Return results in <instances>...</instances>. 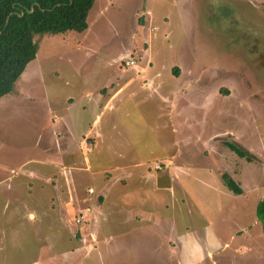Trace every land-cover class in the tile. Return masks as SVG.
<instances>
[{
	"label": "rangeland",
	"instance_id": "obj_1",
	"mask_svg": "<svg viewBox=\"0 0 264 264\" xmlns=\"http://www.w3.org/2000/svg\"><path fill=\"white\" fill-rule=\"evenodd\" d=\"M231 1L213 0L209 16L225 33L204 28V0H95L86 31L38 38L36 57L15 84L17 96L0 100V167L47 158L41 146L50 143V108L55 112L68 96L75 97L76 111L69 122L81 133L94 108L85 113L75 106L83 104L85 94L95 97L111 83L123 85L128 77L122 65L135 71L134 82L97 121L109 145L88 154L76 139L77 152L69 155L81 163L82 154L89 155L91 168L125 162L150 171L119 186L122 206L144 216L121 221L107 207L102 224L108 214L109 239L102 244L101 237L93 241L96 220L87 201L99 180L92 187L86 184L90 174H80L83 185L65 184L73 196L64 208L68 225L61 231V215L48 216L41 233L48 254L38 264H264V224L255 217L264 196V3L246 5L245 21L236 23ZM124 58L134 64L126 67ZM152 63L166 67L154 91L140 87L151 78L152 72H145ZM139 171L143 168L133 170ZM224 173L241 187V195L223 186ZM54 174L60 180L70 176ZM168 187L171 194L164 192ZM86 208L91 216L76 224ZM12 214L0 211L7 240ZM17 224L16 245L10 249L5 242L0 261L10 257L11 264H27L40 234Z\"/></svg>",
	"mask_w": 264,
	"mask_h": 264
},
{
	"label": "crops",
	"instance_id": "obj_2",
	"mask_svg": "<svg viewBox=\"0 0 264 264\" xmlns=\"http://www.w3.org/2000/svg\"><path fill=\"white\" fill-rule=\"evenodd\" d=\"M192 1H196L197 3L199 0ZM223 1L225 2L228 0ZM233 1H231L230 6L233 10H235L237 17L235 20L236 23L238 19L240 20V18L242 19V21L240 20V23H243L245 21L244 16L246 15V13H244V11L247 7L246 5L256 6L258 4L261 6V4L264 3V0ZM213 3V0H204L203 4L200 6L204 8V12L202 13L203 24L205 25L204 28L207 29V31L210 29V32L215 31L217 32V34L223 32L225 33V27H220L217 23L213 22V20L209 22V16L212 12L211 7ZM149 14L151 16H154L152 11H149ZM163 18H166V15H164ZM163 18L161 19V21L167 22V20ZM208 26L210 27L209 29ZM122 61H124L125 63L129 60L124 58L123 60H121V62ZM165 68L166 67L163 65L160 67H156L152 63L151 66H149L148 70H146L145 72L146 75L149 72H152L151 78L147 79V83L142 81L140 87L144 89L150 87V89L154 91L157 88L155 83L157 81H161L163 72L166 71ZM120 69H122V71L128 77L123 85L115 88L114 86L116 85H113V83H111L109 85V89H107L106 91L104 89L108 86L99 89V95L95 97H92L90 94H85L84 97L86 99L85 101H83V104H81L79 108L75 106L77 110L79 109L81 111H84L85 113L89 109L91 110L92 108H94L93 120H91V123H88V126H84V129L81 133L80 129L78 131L74 130V125L72 127L71 122H69L72 117L76 115V111L74 112L75 109H72L74 107L72 104L75 100V97L68 96L64 100L63 104L60 103V105L62 106L60 108H57L55 112H53L52 106V108H50L52 113V116L50 118L51 123L48 129V141L50 143H48V145L44 144L42 146L40 143L41 149H43V152L47 158L45 159L43 157L42 159L38 160H28L22 163L18 168L8 169L0 167V201L4 200L3 203L0 202V211L6 212L7 210H10V214L11 212L14 213L12 214L14 219L11 218L10 222L8 223L10 225L7 229L9 241L5 239V232H3V226H1L0 224V256L4 254L3 252L7 248L13 249V247H15L17 238L19 237V228L21 226L17 224V222L20 221L21 224H23L22 226L26 227L29 225L30 228L35 229L37 236H39L40 234V237L36 241L35 257L34 259L29 260L27 264L40 263L42 256L45 257L48 254V252L46 251L48 250V239L43 234H41L44 231L45 227H48V216L58 213L59 215H61V224L59 226L61 228V231L63 230L64 225H68L67 218L65 217L67 212H64V208L65 205L69 202V198L73 199V196L72 194H68L69 189H66L65 184L70 183L73 188L80 187V185H83L84 183L81 182L82 177L80 176V174H90L89 176L92 179L87 180L86 184L92 187L94 180H99L95 189L89 188L93 191L95 190L94 192L97 197L94 196L95 194L93 193V191L92 193H90L92 195L87 197V201L88 203H90L88 204V206H90L93 211V219L96 220V228L94 231L95 233L93 241L101 237L99 240L100 244H102V240L109 239L107 237L110 229L108 214H106V225L102 224L105 218L104 212L106 211L107 207H109L110 209L109 212L121 221L125 220L129 222V220H134L135 222L137 220H141V218L144 216V214H141L140 210L138 209L127 210L122 206L124 190L119 187L120 185H126V183L129 182L130 178L133 177L134 174H139L143 178H146L147 175L149 176V174H147V172H150L148 171V168L147 171L144 172V170L146 169V167H144V164L142 166H140V164H137L136 166H130L128 163L126 164L125 162H121L115 166L110 164L109 166L100 165L96 168H91V160L89 155L86 158L85 155L82 154V163L74 161V159H71V156L69 155L77 152L76 150L78 149V147L79 150H82L84 153L89 154L94 151H103V146L101 144H107L105 146L109 145L105 138H103L101 131L97 128V121L100 119L101 113L104 110H110L111 105L114 103V101L117 100V97H119L120 94L124 92L126 86L128 87L131 83L134 82V76H136L134 74L135 71H131L130 69L127 70L122 65H120ZM154 69L156 70V72H154ZM176 70L177 69H175L174 71ZM146 75L145 78H147ZM15 96H17V94L16 90L14 89L13 96L10 97L9 102L13 100V97ZM70 99H73L72 101H70L71 104L67 103V101H69ZM163 100H165V98H163ZM71 109L73 110V112L71 111ZM80 114H78V117ZM94 125L96 127V130H94L93 128ZM44 133L45 132H38L36 133V135H42V137H44ZM76 139V145L78 147H74ZM106 151H112V149L108 147ZM109 162L110 161H107L105 163ZM29 165L31 167L27 168V166ZM141 168H143V171H139L136 173L133 172V170ZM161 168L159 170H161ZM55 170L59 171V173L65 172L70 176L61 175V178L63 180H60L59 178L55 177ZM6 171L8 174H4ZM105 174L107 175L106 179L102 177ZM155 174L158 176L157 173ZM90 177H88V179ZM59 184H61V186L56 187ZM171 191V187H168L167 189L164 188V192L166 193L171 194ZM78 192L79 194L81 193V191ZM48 193H50V197ZM125 197H127V195ZM95 198H98L99 201H103L100 206L96 203V200H94ZM75 204H77V202ZM75 206L76 205H74V208ZM89 212L87 217L90 215ZM123 213L125 215H123ZM124 217L126 218L124 219ZM24 241L26 242V240ZM5 242H7L8 244L7 248H5ZM9 244L12 245L10 246ZM8 255H13V250L12 252H9ZM3 257L6 258L7 256L4 255ZM0 264H11L10 257H8L7 260L0 261Z\"/></svg>",
	"mask_w": 264,
	"mask_h": 264
},
{
	"label": "trees",
	"instance_id": "obj_3",
	"mask_svg": "<svg viewBox=\"0 0 264 264\" xmlns=\"http://www.w3.org/2000/svg\"><path fill=\"white\" fill-rule=\"evenodd\" d=\"M94 2L0 0V99L14 92L16 82L35 59L38 38L67 32L83 33L88 28L87 16ZM234 151L237 156L245 157L243 151ZM221 182L233 194H242L241 187L228 174H222ZM255 217L264 224V196L256 204Z\"/></svg>",
	"mask_w": 264,
	"mask_h": 264
},
{
	"label": "built area",
	"instance_id": "obj_4",
	"mask_svg": "<svg viewBox=\"0 0 264 264\" xmlns=\"http://www.w3.org/2000/svg\"><path fill=\"white\" fill-rule=\"evenodd\" d=\"M133 64H134L133 61H126L125 62L126 66L133 65ZM89 192L92 193V190H90ZM88 212H89L88 209L82 210L75 220L76 224H81L82 222H84L85 219L87 218Z\"/></svg>",
	"mask_w": 264,
	"mask_h": 264
},
{
	"label": "water",
	"instance_id": "obj_5",
	"mask_svg": "<svg viewBox=\"0 0 264 264\" xmlns=\"http://www.w3.org/2000/svg\"><path fill=\"white\" fill-rule=\"evenodd\" d=\"M33 12V9L31 11H29V13H32ZM22 15V14H21ZM7 24V23H6Z\"/></svg>",
	"mask_w": 264,
	"mask_h": 264
}]
</instances>
